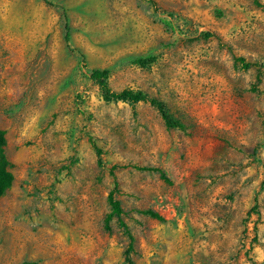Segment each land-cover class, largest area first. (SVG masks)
Returning <instances> with one entry per match:
<instances>
[{"label": "rangeland", "instance_id": "rangeland-1", "mask_svg": "<svg viewBox=\"0 0 264 264\" xmlns=\"http://www.w3.org/2000/svg\"><path fill=\"white\" fill-rule=\"evenodd\" d=\"M0 168V264H264V0H0Z\"/></svg>", "mask_w": 264, "mask_h": 264}, {"label": "trees", "instance_id": "trees-1", "mask_svg": "<svg viewBox=\"0 0 264 264\" xmlns=\"http://www.w3.org/2000/svg\"><path fill=\"white\" fill-rule=\"evenodd\" d=\"M44 1V0H43ZM62 16L65 17V12L62 9ZM67 29V26L65 25V30ZM66 41V35L64 37ZM134 63L138 66H144L149 64L152 61L151 56H143L141 58H136L133 60ZM90 78L94 81L96 86L98 87L101 97L105 102L109 101H128L130 103H136L139 101H146L145 96L139 94V93H132L130 91H122L119 93H113L111 92L107 87V78H108V72L106 70H91L89 71ZM152 103L151 101H149ZM156 110L159 113L161 119L164 121L165 125H169V120L167 118V115L164 113V110L160 104H155ZM10 181V177L8 174H6L2 168H0V195L3 193L4 189L7 187L8 182ZM115 186V183H114ZM108 206L110 209L109 214L105 218L104 227L107 230L108 229V222L112 216L116 217L118 220V225L121 228L123 234L127 238V249L130 250L131 244H132V236L130 235L126 225L120 221L119 217L121 215V210L119 207L118 202L113 198V191L109 192L108 197ZM153 215V214H152Z\"/></svg>", "mask_w": 264, "mask_h": 264}]
</instances>
